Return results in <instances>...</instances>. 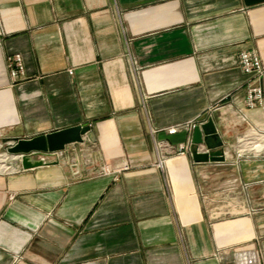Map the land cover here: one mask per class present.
Wrapping results in <instances>:
<instances>
[{
    "label": "crops",
    "instance_id": "obj_1",
    "mask_svg": "<svg viewBox=\"0 0 264 264\" xmlns=\"http://www.w3.org/2000/svg\"><path fill=\"white\" fill-rule=\"evenodd\" d=\"M245 51L264 64V2L0 0V146L94 138L28 171L7 153L0 264H234L240 248L264 264V96L247 106ZM208 120L201 144L169 132ZM189 140L158 166L156 143ZM197 147L226 161L195 163Z\"/></svg>",
    "mask_w": 264,
    "mask_h": 264
},
{
    "label": "water",
    "instance_id": "obj_2",
    "mask_svg": "<svg viewBox=\"0 0 264 264\" xmlns=\"http://www.w3.org/2000/svg\"><path fill=\"white\" fill-rule=\"evenodd\" d=\"M246 7L263 3L264 0H243ZM210 128L212 132L206 137L214 136L213 121L208 120L202 127L196 126L193 132L194 144L203 143L202 130ZM94 141L90 127L81 125L61 129L55 132L39 135L31 139H20L15 144L9 145L6 152L17 158L19 168L28 171L43 166L59 164L57 154L69 153L72 145L80 144L84 138ZM192 158L195 163H224L226 161L223 153H201L193 152Z\"/></svg>",
    "mask_w": 264,
    "mask_h": 264
},
{
    "label": "built area",
    "instance_id": "obj_3",
    "mask_svg": "<svg viewBox=\"0 0 264 264\" xmlns=\"http://www.w3.org/2000/svg\"><path fill=\"white\" fill-rule=\"evenodd\" d=\"M239 65L241 66L243 72L250 76L249 86H248V93H247V106L249 108H254L257 103H261L263 101V93L262 88L258 84L261 80L262 76L264 75V64L262 63L259 56L254 53L253 51H245L240 54L239 57ZM10 72L13 78H17L21 73L24 71V67L21 61L20 56L13 57L10 63ZM203 122H190L186 124H180L176 127L169 129V132L173 133L178 131L182 128H187L193 130L196 126H200ZM11 145L15 144L10 143ZM9 146V145H8ZM158 157H159V164L160 168L164 167V163L166 160L167 155L173 154L174 152L178 155H184L186 152H192L194 148V144L191 140L185 146L180 147H172L165 143H156L155 145ZM198 152L200 150L204 151V147H197L196 149ZM104 174L111 173L109 168L106 167L103 169ZM223 254V259L224 255ZM257 255L248 249L240 248L236 252L233 253L234 264H258L257 263Z\"/></svg>",
    "mask_w": 264,
    "mask_h": 264
},
{
    "label": "rangeland",
    "instance_id": "obj_4",
    "mask_svg": "<svg viewBox=\"0 0 264 264\" xmlns=\"http://www.w3.org/2000/svg\"><path fill=\"white\" fill-rule=\"evenodd\" d=\"M8 146H5V145H1L0 146V158L6 160V162L4 161L5 164L9 165V160L6 158V155L7 152H6V149H7ZM106 168L105 165L101 166V171L103 172V169ZM8 171V170H6ZM6 171H2V172H6ZM1 172V171H0Z\"/></svg>",
    "mask_w": 264,
    "mask_h": 264
},
{
    "label": "bare ground",
    "instance_id": "obj_5",
    "mask_svg": "<svg viewBox=\"0 0 264 264\" xmlns=\"http://www.w3.org/2000/svg\"><path fill=\"white\" fill-rule=\"evenodd\" d=\"M4 161L6 162V160L0 158V171H6L9 170V165L5 164ZM11 167V166H10Z\"/></svg>",
    "mask_w": 264,
    "mask_h": 264
}]
</instances>
